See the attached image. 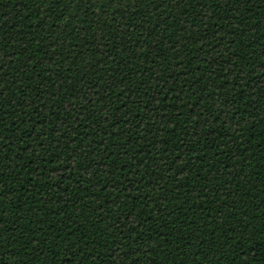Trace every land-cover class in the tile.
<instances>
[{"label": "trees", "instance_id": "16d2710c", "mask_svg": "<svg viewBox=\"0 0 264 264\" xmlns=\"http://www.w3.org/2000/svg\"><path fill=\"white\" fill-rule=\"evenodd\" d=\"M0 71V264H264V0H0Z\"/></svg>", "mask_w": 264, "mask_h": 264}, {"label": "snow or ice", "instance_id": "6c2138e0", "mask_svg": "<svg viewBox=\"0 0 264 264\" xmlns=\"http://www.w3.org/2000/svg\"><path fill=\"white\" fill-rule=\"evenodd\" d=\"M48 2H49V0H48ZM3 71V70H2ZM2 71H0V72H2Z\"/></svg>", "mask_w": 264, "mask_h": 264}]
</instances>
